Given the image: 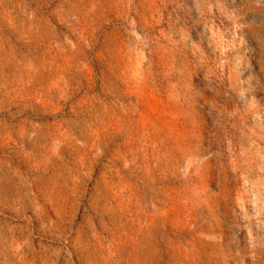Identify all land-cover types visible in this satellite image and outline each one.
Returning a JSON list of instances; mask_svg holds the SVG:
<instances>
[{
    "label": "rangeland",
    "instance_id": "obj_1",
    "mask_svg": "<svg viewBox=\"0 0 264 264\" xmlns=\"http://www.w3.org/2000/svg\"><path fill=\"white\" fill-rule=\"evenodd\" d=\"M0 264H264V0H0Z\"/></svg>",
    "mask_w": 264,
    "mask_h": 264
}]
</instances>
